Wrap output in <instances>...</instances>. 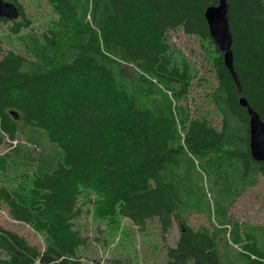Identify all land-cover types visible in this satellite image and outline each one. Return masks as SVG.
<instances>
[{
	"label": "trees",
	"instance_id": "16d2710c",
	"mask_svg": "<svg viewBox=\"0 0 264 264\" xmlns=\"http://www.w3.org/2000/svg\"><path fill=\"white\" fill-rule=\"evenodd\" d=\"M5 1L20 18L0 24L30 29L24 0ZM39 1L53 16L0 59V147L27 143L0 156V203L45 249L0 226V264H81L82 198L97 218L156 219L164 234L177 224L168 264H264V225L231 214L264 177L241 104L264 122V0H227L240 89L205 19L219 0ZM178 30L203 42L219 125L190 101L198 71L170 40Z\"/></svg>",
	"mask_w": 264,
	"mask_h": 264
},
{
	"label": "rangeland",
	"instance_id": "374dc122",
	"mask_svg": "<svg viewBox=\"0 0 264 264\" xmlns=\"http://www.w3.org/2000/svg\"><path fill=\"white\" fill-rule=\"evenodd\" d=\"M23 8L26 17L31 20V28L24 29L17 35L11 30L12 23L0 24V59L10 51L23 53L20 36L31 30L41 32L44 23L53 16L52 7L46 1L24 0ZM170 40L187 55L198 71V78L191 87L190 101L196 108L202 106V109L209 112L219 125L221 119L214 105L206 97V94L216 87L217 82L203 42L196 36L186 35L182 30L171 32ZM20 144H27L21 136L16 141L6 138L0 147V156L9 153ZM79 204L81 216L75 221V228L85 238V245L77 255L81 264H168V248L175 247L180 237L177 224H174L169 233L164 234L156 219L149 221L141 229L125 218L116 217L114 220L97 218L91 205L83 198ZM231 214L240 222L264 225V177L260 176L257 186L249 189L238 200L231 209ZM188 220L196 229L202 225H209L204 215H194ZM0 226L26 238L41 251L45 249L44 237L29 225L12 219L9 209L1 203Z\"/></svg>",
	"mask_w": 264,
	"mask_h": 264
},
{
	"label": "water",
	"instance_id": "95a60500",
	"mask_svg": "<svg viewBox=\"0 0 264 264\" xmlns=\"http://www.w3.org/2000/svg\"><path fill=\"white\" fill-rule=\"evenodd\" d=\"M0 18L10 22L17 21L20 18V11L16 4L0 0ZM205 19L209 26L210 36L215 45L224 54V63L226 68L232 74L239 89L240 83L234 70L233 56V37L229 22V4L227 0H219L216 6L209 7L205 12ZM250 116V152L253 159L257 162H264V122L257 112L249 107L245 99L241 100ZM13 115L18 119L17 113Z\"/></svg>",
	"mask_w": 264,
	"mask_h": 264
}]
</instances>
